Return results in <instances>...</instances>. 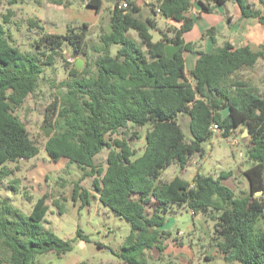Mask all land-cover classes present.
<instances>
[{"label": "trees", "instance_id": "trees-1", "mask_svg": "<svg viewBox=\"0 0 264 264\" xmlns=\"http://www.w3.org/2000/svg\"><path fill=\"white\" fill-rule=\"evenodd\" d=\"M120 1L115 0L110 9L109 31L100 34L103 48L95 59L96 72L86 75L72 64L63 98L55 97L45 107L44 122L63 119L64 127L45 139L44 149L53 160L66 158L78 167L90 168L84 175L92 178L100 203L130 224L121 247L111 250L121 261L118 264H149L143 252L151 247L162 249L165 234L159 229L164 221L160 211L173 205L186 206L213 223L211 239L226 264H264V230L254 231L256 220L264 216V91L255 93L246 80L235 76L264 59V44L252 50L225 41L217 50L206 53L197 48L196 42H186L168 58L165 46L182 41V33L192 26L183 15L192 7L191 0H156L150 4L161 18L184 19L179 28H159L156 16L145 15L135 0H125V8L118 7ZM226 1L237 4L241 17H255L264 24V13L247 0H206L198 13L210 12ZM86 5L98 12L102 0H87ZM9 15H3L0 22L1 173L7 170L5 161L33 157L40 149L14 113L15 108L37 87L43 65L52 64L54 55L65 60L64 43H69L74 53L84 54L86 42L84 22L79 31H43L35 45L42 50L24 52L12 43L5 27ZM29 25L43 30L36 20L30 19ZM151 29L160 35L155 41ZM205 34L213 37V28ZM112 44L117 45L114 55L109 51ZM183 51L196 55L188 74ZM182 114L188 116V137L178 121ZM212 122L224 136L237 128L246 129L250 165L243 173L249 182L248 193L235 196L222 183L230 172L213 177L197 171L190 180L176 175L169 181L156 182L162 169L171 163L184 167L201 151L202 141L213 134ZM128 123L146 126L139 155L124 139L108 141V135L118 133ZM133 133L138 137L136 131ZM105 147L104 170L94 158ZM256 190L260 194H255ZM46 199V194L39 196L28 214L0 207V264H37L36 254L61 255L72 249L70 240L42 225L48 211ZM72 199L80 200V206L89 199L78 180L72 186ZM149 206H153L151 212L146 209ZM76 236L89 241L80 231ZM97 246L102 247L100 243Z\"/></svg>", "mask_w": 264, "mask_h": 264}, {"label": "rangeland", "instance_id": "rangeland-1", "mask_svg": "<svg viewBox=\"0 0 264 264\" xmlns=\"http://www.w3.org/2000/svg\"><path fill=\"white\" fill-rule=\"evenodd\" d=\"M145 15L158 14L150 8V4L156 0H137ZM254 9L264 13V0H247ZM87 0H18L10 4L9 0H0V22L3 15L10 13L9 21L5 24L11 33L12 43L24 52L39 53L36 40L43 31L63 33L73 29L79 31L85 22L86 34L85 53H74L69 43L62 45L64 58L54 55L52 64L43 65V71L38 75L37 87L30 93L24 102L15 108L14 113L24 123L31 139L39 146V152L27 159L5 161L3 166L6 172H0V207L28 214L36 199L42 194L47 195L48 211L42 221V225L51 230L56 236L71 241L72 249L64 254L56 255L53 252L36 254L37 264H77L85 261L89 264H101L117 260L111 250H118L129 233L130 224L119 215L104 206L97 198V192L91 185L92 178L85 173L90 171L87 167H78L75 163H69L66 158L53 160L46 150L44 143L46 137L40 127H52V133H56L64 127L63 119L54 118L50 123L44 122L45 107L55 97L61 100L66 91V82L70 80L68 70L75 64L77 58L82 59L81 69L86 75L96 72L95 59L102 51L103 43L100 34L108 32L110 28L111 3L102 0L98 12L86 5ZM233 1L226 3L225 7L232 10ZM215 8V7H213ZM217 8V7H216ZM36 20L43 25V30L29 25V20ZM264 30V29H263ZM152 40L159 38L158 32L151 29ZM218 39H221L218 37ZM117 45L109 48L114 53ZM252 50L260 49L251 44ZM73 58V61L67 58ZM45 60V57H41ZM248 82L249 88L257 94L264 91V59H258L253 67L239 70L236 75ZM182 129L189 136L187 124L188 116L180 115L178 118ZM134 131L138 137H135ZM242 129L224 136L221 130L213 131V134L202 141L201 151L191 156L188 163L181 167L177 163H171L162 169L156 182L169 181L179 175L190 180L195 172L217 177L221 172H230L226 179H222L225 185L230 187L235 196H241L249 191V182L243 170L250 165L247 156V134L242 135ZM146 126L137 127L128 123L126 128L118 133L107 136L112 143L113 138L126 140L132 148L137 150L136 155L142 153ZM108 148H103L94 158L97 166L106 168V156ZM88 191L87 204L80 206V200L72 199V186L76 181ZM221 180V181H222ZM150 211V209H147ZM163 215V224L159 227L166 236H175L177 231L184 233L187 240L190 227L194 224L196 232L192 239L195 245L194 252L198 253V246L203 244L205 248L212 247L213 223L199 222L201 214L192 215L186 206H169L166 211H160ZM11 220V215L6 214ZM264 230V216H259L254 225V231ZM80 231L87 235L89 241L76 236ZM100 243L102 247L97 246ZM210 244V245H209ZM213 258L210 261H195L196 264H226L221 254L215 248ZM200 253V252H199ZM198 261L200 263H198ZM4 264V263H2ZM239 264V263H237Z\"/></svg>", "mask_w": 264, "mask_h": 264}, {"label": "crops", "instance_id": "crops-1", "mask_svg": "<svg viewBox=\"0 0 264 264\" xmlns=\"http://www.w3.org/2000/svg\"><path fill=\"white\" fill-rule=\"evenodd\" d=\"M135 1L139 6H141L137 0ZM200 1L202 3L206 2V0ZM227 2L229 1L215 6V8H213L210 12L198 13L199 10H196L193 5L185 11L183 15L185 18L191 20L192 26L189 30L182 33V41L184 43L196 42L197 48L206 53L217 50L225 41H228L233 46L237 47L247 45L251 48V44L261 47V45L264 44V24H261L255 17H241L239 7L234 2H232V10L229 11V9L225 7ZM145 3L150 4L151 2L149 0H145ZM112 6L113 4H111V7ZM184 23V19L161 17L157 19V26L159 28H165L166 26L179 28ZM208 28H213V37L205 34ZM218 37L221 39H218ZM114 53L111 54L114 55ZM182 56L184 59V70L188 74V72L193 68L196 55L191 51H183ZM221 113L224 115L226 111L221 110ZM243 134L244 130L242 131V135ZM146 209H150L148 212H151L153 206H149ZM189 211L192 215H197L193 214L190 209ZM201 217L202 218H200L201 220L199 222L207 223L203 216ZM189 232L187 240L183 238L184 233L182 231H177L175 236L165 235L161 238L160 245L162 249L159 250L156 247H151L144 250L143 256L149 264H196L195 261L197 262V260L203 262L210 261L213 258L214 253H216L215 244L212 242V247L209 248H205L203 247L204 245L201 244L198 246L197 249L199 251L196 254L193 250L195 243L192 239L193 234L196 232L194 224L190 227ZM199 261L198 263H200ZM109 262H113L115 264L121 263L118 258L117 260Z\"/></svg>", "mask_w": 264, "mask_h": 264}, {"label": "water", "instance_id": "water-1", "mask_svg": "<svg viewBox=\"0 0 264 264\" xmlns=\"http://www.w3.org/2000/svg\"><path fill=\"white\" fill-rule=\"evenodd\" d=\"M105 1H109L111 4H114L115 0H105ZM192 2V5L193 7L196 9V10H200L201 6H202V2L200 0H191ZM184 42L183 41H180L178 42L177 44H167L165 46V55L168 57V58H171L173 56V54L175 53V51L181 46L183 45ZM81 63H82V59L81 58H77L76 61H75V68L77 70H80L81 69ZM40 129L43 131L44 133V136L46 138L50 137L51 134H52V127L51 126H47V127H40ZM244 133L247 134V131L246 129H244ZM260 190H256L255 191V194H260Z\"/></svg>", "mask_w": 264, "mask_h": 264}, {"label": "built area", "instance_id": "built-area-1", "mask_svg": "<svg viewBox=\"0 0 264 264\" xmlns=\"http://www.w3.org/2000/svg\"><path fill=\"white\" fill-rule=\"evenodd\" d=\"M126 6H127V4H126V1L125 0H121L119 2V4H118V7H120V8H125ZM72 59L73 58H70V57L67 58V60H69V61H73ZM210 129L212 131L217 130L218 129L217 124L215 122H212L211 125H210Z\"/></svg>", "mask_w": 264, "mask_h": 264}]
</instances>
